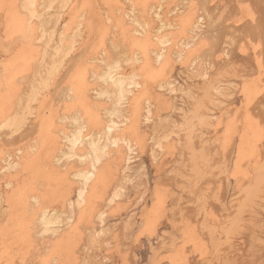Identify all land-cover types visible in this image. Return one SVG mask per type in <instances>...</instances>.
Returning a JSON list of instances; mask_svg holds the SVG:
<instances>
[{
    "label": "bare ground",
    "instance_id": "1",
    "mask_svg": "<svg viewBox=\"0 0 264 264\" xmlns=\"http://www.w3.org/2000/svg\"><path fill=\"white\" fill-rule=\"evenodd\" d=\"M102 1H103V3H106V1H104V0H0V20L7 23L9 19H10V21L12 20L10 18V16L12 15L11 17H13L14 18L13 20L16 21V26L14 25L15 27L12 28L15 30L14 41H11V42H9V41L4 42L3 41L2 42L3 44L0 43V45H2V47L0 48V160H1L0 177H2V176L4 177V175L6 176V174L9 171H11L10 178H8L9 181L6 179L2 180L0 178V245L1 246H3V245L8 246L9 243H15V242H18V240H24V241H26L25 244H27V246H28V243H30V244L33 242L39 243V242L45 241V240L50 242V241L57 239V238H58L57 240H61L60 242H62L64 239L65 240L68 239L67 241H70L71 243H74V244L76 242H82V244L85 243V245H86V243L88 244L90 242L93 244L94 243L99 244V241H98L99 238L97 239V234L102 233L101 232L102 229H100L99 231H94L95 230L94 229L93 230L94 234H92V233H88L87 231H85L81 227H72L71 225L76 224L73 222V217H74V214L72 212V207H73L72 204L73 203L67 202L68 203V209L62 210L59 207V206H61V204H59L57 206L55 203L57 200L56 199L57 193H58V191L62 190L64 195L66 194V192L68 194L70 189L68 188L69 190H67L65 188L66 185H64V183H67V186L72 185L71 182H73L75 180L78 183V185L76 184L78 186L77 190H76L77 199L79 198V200L83 201L86 198V194H87L86 192L88 191V193H92L90 191V189L95 187V186H93L92 188L90 187L91 186L90 182L92 180L94 172L96 170L100 169L99 170L100 172L98 171V173L101 174V172H102V175H103V173L108 172L107 174L110 173L114 177L115 173L116 172L119 173V171L117 168L111 167L110 163L112 161L109 157L110 156L115 157L113 151L117 148H120V147L122 148V150L126 148L129 150L127 152H131L132 149L134 148L133 144L135 143V140H138L140 137V136H138L139 134L135 135L136 139H134V142L132 144L131 143L132 140L130 139L131 141H129V139L127 137V135H129L130 132L128 133V131H126V133H128L126 135V137H127L126 138V137L122 136V133L120 134L119 132H117L118 129L120 130V132H122L125 130H129L130 127H132L135 131L136 127L139 128V126L141 124L150 125L149 123L154 121V125L155 124L163 125V123H165V121H167L166 120L167 117L164 118L165 116H163V119H162L161 116L158 117L156 115L154 103H152L150 101L152 99H148L150 97V95L146 96V98L147 97L148 98H147V100H145L146 103L144 102L145 103L144 105L141 103V101L138 98H140V96L143 95V93L145 94L148 90L151 91L150 87H152L153 86L152 83H155V82L150 81L149 76L153 75V72L156 71L158 64L161 65V63H167V62L171 63L173 59L176 60V58L183 57L184 54L186 55L185 52L187 49L188 54L186 56L189 57L188 64H190V68H191V65L198 64V61H200L199 59H201V61L208 59V61L210 63H213L215 65L218 64L216 68L214 67V69H213L214 74H212V75H215L217 78L216 82H217L218 86H216V90H219L218 93H219L220 97H226L231 102L234 94H237V93H234L235 92L234 90L236 89L235 87H236L238 81H239V86H241L242 91H244V93H245L243 95L242 94H240V95L243 97L244 96L246 97L245 107L243 105L244 108L238 107V105H236V102L234 103L232 101L230 103L229 109H228V106H224V108H223L222 106L216 105L217 107L210 108L208 110L210 112L212 111L213 112L212 115L216 116V118H217V129H218V131H221L220 126L222 124H225V127L222 130L224 132L223 133L219 132L218 137L222 136L224 138L225 142H223V144L226 147V149L231 148V146H233L236 138H239L238 142L236 143L237 144L236 146H238L237 147L238 148V150H237L238 155H237V159L235 162V169H236V173L238 174V176L235 174V171H234L233 175L235 177V188H234L233 197L230 201L231 203L229 205V210L226 207H224L225 210H223L221 208L222 206H220L219 210L216 212L217 215H214V219L212 220V222L209 221L210 219L207 220L208 218H206V217H208V216L206 214H204V211H205L204 206H203L202 202H200V199L197 195H196L197 197L195 198V203H194L193 207L190 209H187V211L201 216L200 222L198 221L195 229H192V231L196 232L194 234L198 233V237H195V238H198L197 247L199 249L198 250L199 252H198L194 248L196 253L197 252L199 253V255H198L199 259L197 262H194V263H196V264H264V0H239V2L237 0H196V1L193 0L194 2L191 0L193 2V5H190L191 4V1H190V4H189V7L191 6V8H189L190 10H188V11L186 10L187 12L183 15V16H188V17H186V18L184 17V21L182 19L183 25L181 24L182 26L180 25V28L177 29L176 33L174 34L176 36L177 35L180 36L179 41H178V43H176L177 44L176 46L173 44L174 46L169 47V48H165V47L158 48L157 47L156 42L154 41V39L157 37V35L153 34V31H155V30H152V32L145 31V29L147 30L146 25H145L146 26L145 29L143 26L140 27L139 29H138V27L133 29L131 27V25H128V20H132L133 22L137 23L138 26L141 25V23L139 22L140 17H138L139 18L138 19L136 17L137 14H135L138 10L137 11L135 10V6H133V4L131 5V7H129L127 5V7H126L127 9L124 8L121 11L114 10V8L119 7L121 5H124V4H126V2L128 4V1H130V0H109L108 1L109 6H106L105 8L111 9V10L113 9V10L110 13L105 12V13L101 14L98 11V9H95V8H97V7H95V5H97L99 2L102 4ZM141 1H142L141 3H143V5L145 6L143 8L145 13H148L147 10L149 7L151 10L154 9V13H155L156 17L161 16V12H160L161 6H158L157 10H156L155 9L156 7L154 6L155 0H141ZM187 1L188 0H184V4ZM229 3L230 4L234 3V4H236V6L243 4L246 6L247 11L245 9L244 10L248 14H249L248 10L250 11V14H249L250 15V17H249L250 21L248 23H245L242 21L243 22L242 24H244L245 28H243L244 31L240 32L239 34L236 32H233V30L236 28L233 24H232L233 30H231L230 27H232V26H230L231 24L229 23L230 19L227 22H223L222 21L223 19L222 20L220 19L221 13H223V11H224L225 4H226V7L227 6L229 7V5H230ZM237 3H239V4H237ZM171 4H172V1H171ZM173 4L176 5L177 2H176V4L175 3H173ZM178 4L180 5V3H178ZM187 4H185V5L188 6ZM5 6H7V8H5ZM236 6L234 8H236ZM230 7L232 8L231 5H230ZM237 7H240V6H237ZM165 8H166V6L164 7V9ZM185 8H187V7H185ZM185 8L183 10H185ZM6 9H7V11H6ZM168 9H169V7H168ZM168 9H167V11H168ZM170 9H171V7H170ZM180 9H179V6L176 5L172 8L171 12L175 14ZM239 9L243 10L241 8H238V10ZM235 10H237V9H235ZM235 10L233 11V14H229V15H232V16H230V18L233 17V15L235 14L234 13ZM91 11L94 14L91 13ZM64 12H69L67 14L68 16H66V17H69V19H70L69 23L66 25V27H65V24L67 22L63 21V23H62L61 20L63 18L60 19V17H61L60 15L65 16L66 13L63 14ZM164 13H165V11H164ZM230 13H231V11H230ZM239 13H237V14H239ZM179 14H181V13L179 12ZM179 14L175 15V16H180ZM248 14H247V16H248ZM140 16H141V14H140ZM183 16H181V18ZM225 16L227 17V14ZM239 16L240 15H238V17ZM171 17H172V15H171ZM226 17H225V19H228ZM242 17H245L244 13H243ZM116 18H117V20H116ZM178 19L179 18L176 17V20H178ZM219 19L222 21L220 25L217 24V21ZM110 20H113L114 22L116 21V24L118 26H120L119 37H120V35L122 37H120L121 39H120L119 43L113 42L110 47H107V43L104 41L108 37V34L109 33L111 34V32L113 30V29L112 30L110 29ZM145 20H146V18H145ZM234 21H235V23H237L238 20H234ZM231 22H233V21H231ZM151 23H152V20H151ZM159 23H161V22H159ZM206 23L207 24L209 23L210 27H208V28H212L213 30H215L213 32H216L217 35H213L212 38L210 39L209 38L210 35H209V37H207L206 35L211 34V33H208L206 35L204 34L206 37L204 36V37L200 38L198 41H196L195 38L197 37V35L200 34L199 32L203 29V27L206 25ZM14 24H15V22H14ZM179 24L180 23H178V25ZM7 25L5 27H7ZM170 25L172 26L173 23H171V22L170 23H162L157 28V31H160L161 29L168 27ZM60 27H63V28L61 29ZM0 28H3V27H0ZM58 28L60 29V32L58 31ZM65 28L67 30H65ZM93 28L97 29L99 32L98 34L101 35V38L99 37L101 45L98 43V41L96 43L101 46L102 50H100V52L99 51L96 52L98 49L97 48V49H95L96 54H94L92 56L88 55V58L85 57L84 59H81L83 57L79 56L80 55V53H79L80 52V50H79L80 43H78L79 44L78 45L79 47L77 46L78 49H75L76 48L75 46L77 44L76 45L74 44L75 41H74L73 37L81 36V35H85V34H86V36H90V35H92ZM215 28H218V30ZM12 29L10 27L9 30L11 32L7 30L8 31L7 33L8 34H9V32L13 33ZM171 29H173V28L171 27ZM171 29L169 28V30H171ZM187 29H191L192 31H195L196 35L195 36L190 35V37L188 35H186ZM206 30H208V29H206ZM162 32H163V30H162ZM4 33H5V31H4ZM57 33L59 34V36H58L59 38L55 37V36H57ZM168 34H169V32H168ZM213 34H215V33H213ZM69 35H71L70 43L67 40ZM165 35H167V34H165ZM193 35H194V33H193ZM1 37H5L2 33V30H0V38ZM11 38H12V34H11ZM83 38H85V37H83ZM173 39H171L170 41L173 42ZM78 40L80 41L81 38L80 39L77 38L76 42H78ZM95 40H98V39H95ZM71 41H72V43H71ZM83 41L81 40V45H82ZM161 41L163 43L165 42L164 40H161ZM33 42L40 43V44L39 45H33L32 44ZM174 42H176V41H174ZM94 43L92 42V44H94ZM84 44H86V43H84ZM92 44H91V48L89 47L90 48L89 50L91 52V49H93L92 51L94 53V46L96 44H94V45H92ZM160 44H161V42H160ZM13 45H21L20 51L17 50L19 52L18 54H21V58L19 61L16 59H18V57L20 55L15 53L16 57L18 56L17 58L14 55L13 56L10 55L11 53L15 52L14 51L15 46H13ZM98 45H96V46L98 47ZM82 46H84V45H82ZM189 46H192V47H189ZM127 48L131 51V53H130V51L126 52ZM86 49L87 48H85L84 53L88 52V50L86 51ZM78 50H79V52H78ZM223 52L227 53V54H231L232 60H234L235 62H232L231 60L230 61L232 62V64L233 63L234 64L239 63V66L235 65L236 67H234V68L232 67L231 69L228 66H226V67H228L226 69L224 64H226L227 61H226V59L224 60L226 62L223 61V59H224V57H222ZM87 54H86V56H87ZM224 55H226V54H224ZM7 56H9V57H7ZM228 56H227V58H228ZM2 57H4V58H2ZM174 57H176V58H174ZM2 59L3 60L5 59V61H3ZM181 61H183V60H181ZM186 61L187 60H185L184 62H186ZM17 62H19V63H17ZM129 63H132V66H130ZM186 63H185V65H187ZM202 63H203V61H202ZM125 64L127 66L129 65L130 67H132V71H129V70H131V68L129 69L127 67L129 70L124 68ZM174 64H176V63H174ZM174 64L172 63V65L171 64L170 65L173 66ZM212 65H211V68H212ZM138 67L141 68V70L136 69ZM175 67H173V68H175ZM204 68L205 67H203V69ZM188 69H189V67H188ZM168 70H169V68H168ZM179 70H181V69H179ZM201 70H202V68H201ZM201 70L199 69V71H201ZM170 71H172V69ZM170 71H168V72H170ZM225 71H227L228 74ZM168 72H167V74H168ZM188 72H187V74H189ZM207 72H205V73H207ZM223 72H225V73H223ZM201 73H204V71L203 72L201 71ZM201 73H199V74H201ZM224 74H226V75H224ZM65 75H67L68 81H69L66 85H64L62 83L63 80H61V77L65 76ZM142 75L145 77L144 80L142 78ZM163 75L167 76L166 74H163ZM186 75H184V76H186ZM190 75L191 74H189V76ZM192 76H194V75H192ZM215 76H214V79H216ZM168 77H170V76L168 75ZM180 77H182V76H180ZM146 79H149L148 81H150V82H147ZM183 79L184 78H182L181 82H183L184 80H190L189 78L188 79L186 78L184 80ZM200 79L202 80L203 78L200 77ZM159 80H162V79H159ZM204 80L207 81L206 79H204ZM168 81H170V80H167V82ZM191 81H192V79H191ZM174 82H176V80ZM194 82L192 81L190 83L193 84ZM200 82H202V81H200ZM171 83H173V82H171ZM184 83H185V81H184ZM184 83H183V85H184ZM190 83L188 84V82H187L186 84H188V87L191 89ZM11 84L14 86L16 91H12L10 89ZM157 84H158V82H157ZM195 84H193V85L196 87L199 86V85L197 86V82ZM202 84H204V83L202 82ZM183 85H181V86H183ZM200 85H201V83H200ZM163 86H165V84ZM168 86L170 87V85H168ZM181 86H179V87H181ZM158 87H159V85H158ZM177 87H178V85H177ZM188 87H187V89H188ZM193 87H192V89H193ZM201 87H203V86H201ZM155 88L156 87H154V89ZM178 88H176V89L178 90ZM184 88H186V87H184ZM168 89H170V88H168ZM197 89H195V90L198 91ZM212 90H214V89H212ZM196 91H194V93L193 92L192 93L195 94ZM200 91L202 92V90L198 91V93H197L198 96L200 95L199 93H201ZM152 92H153V90H152ZM167 93H168V90H167ZM203 93H205V92H203ZM214 93L215 92L213 91V94ZM151 94H153V93H151ZM157 94H159V95L157 97L155 96V98H158L156 100L160 102L159 103L160 110L162 109L163 111H168L171 115V113L173 111L170 112L169 108H167V105H165L162 100H159V98H160L159 96H161L162 93L160 94V91H159V93H157ZM169 94H171V93H169ZM174 95H175V98H174L175 100L173 99L174 101L177 102V100L181 99L180 105H182V106L187 105L186 104L187 102L182 101L184 96L187 97V94H185L184 90H180ZM153 96H154V94H153ZM143 97H144V95H143ZM161 97L163 98V96H161ZM202 97H200V99ZM204 97H205V95H204ZM208 97H209V95H208ZM208 97H206V98H208ZM146 98H144V99H146ZM150 98H153V97H150ZM167 98H169V97L167 96L165 99H167ZM227 99H226V101L228 102ZM244 100H245V98H244ZM222 101H224V100H222ZM206 102L207 101H205V103ZM213 102H215V101H213ZM129 103L131 104V106ZM210 103H211V100H210ZM210 103L208 101V104H210ZM241 103H242V101H241ZM45 108L46 109L49 108V114L48 115H46L44 113ZM80 109H82V110L84 109V112H86V110H87L88 115L87 114H84V115H86V117L89 116V118L91 115L92 119H89V118L88 119L92 120V122H94V123H98L99 125H101V127H98V126H96V124L92 123V124H94V126H93L94 128L92 129L90 127L92 130L89 131L88 130L89 125L85 122V120H84L85 117H82L83 114H81ZM227 109H228V111H227ZM186 111H185L186 112L185 115H187V113L189 115L190 110H186ZM160 112H159V114H160ZM128 113H130L129 115H131L132 119L130 118V116H128ZM34 116H36L37 118H34ZM169 117H171V116H169ZM105 121H106V123L104 125L103 122H105ZM36 122H38V124H36ZM167 122H169V121H167ZM174 123H173L172 127L176 126V125L174 126ZM170 124H172V123L170 122ZM163 126H165V125H163ZM168 126L170 127L171 125L168 124ZM157 127H159V126H156V127L154 126V128H157ZM162 129L164 130L165 128L162 127ZM151 130H153V129H151ZM166 130H167V127H166ZM168 131H170V130H168ZM139 132H140V130H139ZM147 132L149 134V131H147ZM35 133H38V134H35ZM28 134L37 135V140H36L35 144L33 143V145L30 144L28 147H26L25 145H27V144L24 143V141H26V139L24 140V137H26ZM154 134H155V132H154ZM11 136L14 137L13 140H10ZM137 136H138V139H137ZM144 136H146V135H144ZM28 137H30V141H32L31 139H34V135L28 136ZM130 138H132V137H130ZM154 139H155V137H154ZM162 139H163V137H162ZM164 140H167V139L165 138ZM149 141L151 142V140H149ZM154 142H155V144H158L156 142V139L154 140ZM138 143H139V141H137V144ZM11 144H13V145L10 146ZM155 147H156V145H155ZM139 148L141 149L142 146L140 147V145H139ZM148 148H149V146H148ZM11 150H14L12 152H15V153H12ZM156 151H157V149H156ZM112 152H113V154H112ZM229 152H230V150H229ZM135 153H137V152L135 151ZM142 153H144V152H142ZM115 154L117 155V152H115ZM130 154L127 155V159L129 162L131 160ZM154 154H156V153H154ZM236 154H237V152H236ZM14 156H19L18 157L19 159L17 157H14ZM9 157H11V159H9ZM232 157H233V155H232ZM138 158L139 157H137V159ZM116 159H117V156H116ZM87 162H88V165H90L89 167L85 166V164L87 165ZM154 162H155V160H154ZM181 162H183V161H181ZM150 163H152V161ZM225 163H227V162H225ZM120 164L122 165L121 162H120ZM127 164H128V162H127ZM127 164L125 166H127ZM156 164H154V165H156ZM56 165H59V167L62 168L61 171L64 169V173L60 172V173H62V174H60L57 171L59 168L57 167L58 168L57 169ZM114 165H116V164L113 163V166ZM182 167H184V166H182ZM121 168L122 167H120V170L122 173V171H124V168H122V169ZM156 168H154V170ZM66 169H69V176L67 174H65ZM132 169H134V168H132ZM143 169L144 168H142V171H143ZM200 169H202V167ZM125 170H128V169H125ZM154 170H153V172H154ZM184 170H186V169L184 168ZM193 170H195V169L193 168ZM211 170H212V168H211ZM157 171H159V170H157ZM180 171H182V170H180ZM216 171L222 172V169L217 168ZM66 173H68V172H66ZM123 173H125V172H123ZM139 173H144V176L146 175L145 172L140 171ZM196 174H198V173H196ZM196 174H194V175H196ZM225 174L226 173H224L223 175H225ZM155 175H157V174H155ZM173 175L176 176V172ZM205 175H207V174H205ZM211 175H213V174H211ZM97 176L99 177V175H96V177ZM163 176H164V174H163ZM178 176L179 175L176 176V180H177ZM113 177L109 176V178H111V179ZM101 178H102V176H101ZM104 178H105V176H104ZM106 178H107V176H106ZM121 178H123V177L121 176ZM126 178L124 180H126ZM134 178L130 177V179H132V180ZM136 178L138 179V177H136ZM136 178H135V180H137ZM186 178H188V177H185V179ZM105 179H103V180L105 181ZM115 179H116V181H114V180L113 181L117 182V184L115 183V185H113V186H116V188H115L116 190L114 189V187H111V188H113L114 191L116 192V194H114V195L122 196L123 194H125V192L123 190L126 189V188L124 189V186H125L124 183L126 181H124V180L121 181V183L123 182V185H124L123 186V185H120V183H118L119 182L118 179H120V177L118 179L117 178H115ZM180 179H181V177H180ZM194 179H195V177H194ZM95 180H94V183H95ZM106 181H108V180L106 179ZM183 181H185L184 178H183ZM191 181H192V179H191ZM100 182L103 183V181H99V184H100ZM222 182H223V180H222ZM130 183H131V181H130ZM134 183H135V181H134ZM193 183H195V182H193ZM177 184H179V183H177ZM76 185H74V186H76ZM106 185L107 184L103 183V186L105 188H106ZM129 185L131 186V184H129ZM142 185H139V186H142ZM160 185H163V184L159 183L158 186H160ZM165 185L168 187V184L165 183ZM219 185H220V183H219ZM100 186H102V185L100 184L99 187ZM135 186L137 187V184ZM148 186H149V183H148ZM148 186H146V187H148ZM155 186H156V183H155ZM158 186H157V188L160 189V187H158ZM169 186H171V185H169ZM194 186H193V188H194ZM204 186H206V185H204ZM232 186H234V185L232 184ZM88 187H90L89 190H87ZM96 187L98 188V185ZM136 187L133 186V188H135V189H136ZM199 187L198 188L195 187V188L199 190ZM226 188H227V186H226ZM143 189H146V188H143ZM143 189H142V191H143ZM154 189H153V191H154ZM172 189H176V188H172ZM98 190L100 191L101 188H99ZM126 190H128V189H126ZM182 190L183 189H181V192H182ZM188 190H190V189H188ZM193 190H195V189H193ZM198 190H195V191L198 192ZM105 191L106 190L103 191L104 194L106 193ZM114 191H112V192H114ZM138 191H136V192H138ZM226 191H227V189H226ZM96 192H98V191H96ZM103 192H101L100 194H103ZM177 192H178V190H177ZM95 193L93 192V194H95ZM109 193H111V192L109 191ZM142 193L145 196V192H142ZM157 193H159V190ZM209 193H211V191ZM111 194H113V193H111ZM185 194H187V192ZM196 194H198V193H196ZM212 194H215V193H212ZM190 195H192L191 191H190ZM207 195H208V193H207ZM134 196L136 197V199H140V197H138V195L137 196L134 195ZM140 196H142V195H140ZM87 197L90 198L92 196L88 195ZM98 197H100V196H98ZM194 197H195V195L193 196V198ZM60 198H62V197H60ZM63 198H62V200H63ZM115 198H116V196H115ZM147 198H148V196H147ZM176 198H178V197L176 196ZM219 198H221V197H219ZM111 199H112V197H110V200ZM119 199H121V198L119 197ZM94 200H97V198H95ZM99 200H101V199H99ZM99 200H97V203L100 202ZM104 200H106V199H104ZM107 200H106V202H107ZM126 200H125V203H126ZM158 200H159V198H158ZM224 200H226V199H224ZM71 201H73V200H71ZM111 202H112V200H111ZM171 202H169V203H171ZM179 202L182 203V201H180V200H179ZM58 203H61V199H60V202H58ZM131 203L132 202H130V204ZM133 203H134V201H133ZM169 203L167 202V205ZM215 203H217V202H215ZM99 204H103V202L99 203ZM106 204L108 206L109 201ZM146 204H147V202H146ZM78 205H79V203L76 204V207ZM103 205L106 208L105 204H103ZM111 205H112V203H111ZM141 205H142V203H141ZM92 206H93V203H92ZM157 206H159V205L157 204ZM76 207H75V209H78ZM87 207L88 206H86V209L88 210ZM124 207H125V205H124ZM128 207L130 208V205H128ZM147 207H151V206H147ZM168 207H172V206L170 205ZM206 207H207V205H206ZM109 208H111V207H109ZM179 208L180 207H178L176 209H179ZM151 209H152V207H151ZM91 210H92V208H91ZM103 210H102V212L106 211V210H104V211ZM127 210H129V209H127ZM146 210H148V209H146ZM75 211L77 212V210H75ZM121 211H123V210H121ZM169 211H170V209H169ZM94 212H96V211H94ZM145 212H148V211H144V213ZM164 212L165 211L163 210V212H161V213L163 214ZM175 212H176V210H174V213ZM111 213H113V212H111ZM149 213H151V212L149 211ZM171 213L173 214V212H171ZM126 214H127V212H126ZM145 214H148V213H145ZM108 216H110V215H108ZM173 216H174V214H173ZM173 216H171V218ZM75 217H76V215H75ZM120 217H119V220H120ZM128 217H130V216H128ZM143 217L144 216H142L141 218H143ZM180 217H179V219H180ZM105 218H106V215H105ZM122 218H124V217H122ZM97 219H100V222H101L102 213L99 212V217ZM156 219H158V218H156ZM179 219H177V220H179ZM95 220H96V218H95ZM117 220H118V217H117ZM126 220H127V218H126ZM131 220H132V218H131ZM144 220H142V221H144ZM177 220H176V222H177ZM118 221H117V223H118ZM170 221H172V220H170ZM86 223H87V221H86ZM147 223L149 224V222H147ZM105 224H103V226ZM114 224H116V223H114ZM118 224H116V225H118ZM106 225H108V223ZM123 225H125V224H123ZM133 225H135V224H133ZM160 225L161 224L159 223V226ZM108 226H111V225H108ZM153 226H154V224H153ZM121 227H123V226H121ZM121 227H120V229H121ZM98 228H99V222H98ZM107 228L108 227L106 226V230H107ZM113 229L115 230V228H113ZM149 229H150V227H149ZM112 230L110 229L108 231H112ZM125 230H127V229H125ZM128 230H130V229H128ZM135 232H138V231L135 230ZM142 232H144V230ZM179 232H180V230H179ZM167 233H169V232H167ZM139 235H140V233H139ZM150 235H152V234L150 233ZM112 236H113V234H112ZM128 236H131V235H128ZM188 237H190V236H188ZM150 238H152V237H150ZM125 239H127V238H125ZM131 239H134L133 236ZM157 239L158 238H156V240ZM163 240L164 239H162L161 242H164ZM184 240H185V238H184ZM24 241L22 242L23 244H24ZM74 241H76V242H74ZM102 241H104V240H102ZM112 241H114V240H111V242ZM150 242H148L147 245ZM143 243L144 242H142L141 244H143ZM158 243H160V242H158ZM23 244L21 245L19 243V246L21 245L20 247H22V248H18V251L25 249L26 245L23 246ZM102 244H105V243L102 242ZM185 244H187V242ZM9 245L12 246L13 244H9ZM46 245H48V244H46ZM68 245L69 244H67V246ZM140 245H139V247H140ZM147 245L145 244V246H147ZM166 245H168V243ZM31 246H33V245H30V247ZM67 246H66V248H64V246H62L63 249L60 248L61 251H63L64 249H66V251H68ZM81 246L82 245H80V247ZM111 246H112V244H111ZM133 246H134V244H133ZM160 246L163 247V245H160ZM160 246H158V248H160ZM30 247H29V249H30ZM83 247L85 248L84 245H83ZM87 247H89V246H87ZM98 247H100V245ZM169 247H170V245H169ZM47 248H48V246H47ZM68 248H70V247L68 246ZM75 248H77V246H75ZM75 248H73V249H75ZM8 249H11V247ZM70 249L71 250H69V251H72V248H70ZM103 249H105V247H103ZM147 249H146V251H147ZM164 249H165V247H164ZM167 249H168V247H167ZM76 250L79 251L78 249H76ZM76 250L75 251L73 250V251L76 253L77 252ZM124 250H126V249H124ZM59 251H58V253H59ZM66 251L64 250V252H66ZM69 251L66 252V253H68V255L64 252H63L64 255L62 254V256L59 254V256L62 257V258H60V261H61V259H66L64 261L69 263V260L72 259L71 258L72 255L69 256V254H70ZM82 251L80 250L79 253ZM94 251L95 250H93L92 253ZM150 251L151 250H149V253L152 254L151 256H153V252H150ZM2 252H4L3 248H2ZM2 252H0V253L2 254ZM74 252H72V253H74ZM96 252H98V251H96ZM101 252H103V251L101 250ZM106 252L108 253V251H106ZM172 252H173V250H172ZM17 253H19V252H17ZM26 253L30 254V256H33V257H35V255L37 254L36 252L32 253L31 249H30V251H27ZM50 253L52 254L51 251H50ZM79 253H77V254L79 255ZM113 253L116 255L115 252H113ZM155 253H157V252H155ZM161 253H162V251H161ZM65 254H66V256H65ZM110 254H111V252H110ZM98 255L99 254H97L96 256H98ZM109 255H108V257H109ZM135 255H137V254L135 253ZM166 255H165V257H166ZM194 255L196 256V254H194ZM2 256H4V255H1L0 259L2 258ZM67 256H69L70 259L67 258ZM88 256H89V254H88ZM139 256H141V255H139ZM55 257H57V255ZM77 257H75V258H77ZM104 257H105V254H103V258ZM114 257H117V255ZM138 257H135V258L138 259ZM5 258L7 259V257H5ZM35 258H38V257H35ZM49 258H50V256H49ZM73 258H74V256H73ZM78 258H80V257H78ZM147 258L149 259V256ZM152 258H154V257H151V261H153ZM15 259H16V257H15ZM21 259H23V258H21ZM53 259H54V256H53ZM67 259H68V261H67ZM148 259H147V262H148ZM180 259H181V256H180ZM81 260H82V258H81ZM114 260H115V258H114ZM140 260L141 259L137 260V262H139ZM191 260L192 259H190V258H185V259H183V261H184L183 262L182 259L181 260L177 259V261H175V264H190L189 261H191ZM44 261H46V259ZM106 261L108 262V259ZM125 261H126V258H121V263H119V264H125ZM132 261H134V260H132ZM39 262H40V260H39ZM6 263H7V261H6ZM42 263L44 264V262H42ZM98 263H100V262H98ZM103 263H105V262H103ZM145 263H146V261H145ZM145 263L143 262V264H145ZM7 264H9V262ZM51 264H53V262ZM58 264H60V263H58ZM75 264H76V261H75ZM79 264H81V263L79 262ZM90 264H91V262H90ZM141 264H142V262H141ZM146 264H148V263H146ZM164 264H165V262H164ZM191 264H193V263H191Z\"/></svg>",
    "mask_w": 264,
    "mask_h": 264
},
{
    "label": "rangeland",
    "instance_id": "2",
    "mask_svg": "<svg viewBox=\"0 0 264 264\" xmlns=\"http://www.w3.org/2000/svg\"><path fill=\"white\" fill-rule=\"evenodd\" d=\"M104 1H106V3H103V1H102V4L99 2L97 5H95V7H97V8H95V9H98V11L101 13V14H103V13H105V12H108V13H110L112 10L111 9H106L105 7L106 6H109L108 5V1L109 0H104ZM171 1H172V4H171ZM155 0V2H154V6L156 7L155 9L157 10V7L158 6H161V9H160V12H161V16L160 17H156V15H155V13H154V9H150L149 7H148V13H145L144 12V5H143V3H141L142 1L141 0H130V1H128V4H127V2H126V4H124V5H121V6H119V7H116V8H114V10H117V11H121L122 9H124V8H126L127 7V5L129 6V7H131V5L133 4V6H135V10L137 11H135L136 13L135 14H137L136 15V17L138 18V17H140V23H141V25L140 26H138L137 25V23H135V22H133L132 20H128V25H131V27L133 28V29H135L136 27H138V29L140 28V27H144V29H145V27L147 28V30L145 29V31H149V32H152V30H155V31H153V34H155V35H157V37L154 39V41L156 42V45H157V47L158 48H162V47H165V48H169V47H172V46H176L177 44L176 43H178V41H179V35H174L175 33H176V30L177 29H179L180 28V25L182 24L183 25V23H182V19H183V21H184V17L186 18V17H188V16H183L188 10H190L189 8H191V6L189 7V4H190V1L191 0H188L185 4H187L188 6H186L185 4H184V0ZM193 1V0H192ZM191 1V4L190 5H193V2L194 1H196V0H194L193 2ZM238 2H239V0H237ZM168 2V3H167ZM176 2H177V4H176ZM165 3V4H164ZM173 3H175L176 5H178L179 6V9L180 10H178V12L177 13H172L171 12V10H172V8L174 7V6H176V5H174ZM178 3H180V5L178 4ZM157 4V5H156ZM159 4V5H158ZM164 4V5H163ZM167 4V5H166ZM182 4V5H181ZM230 4V3H229ZM237 4H239V3H237ZM228 5V4H227ZM230 5L232 6V8L230 7ZM229 5V7L227 6L226 7V4H225V8H224V11H223V13H221V17H220V19L223 21V22H227L229 19L231 20V21H233V22H231L230 20H229V23L231 24L230 26H232V24L236 27H234L235 29L233 30V26L232 27H230L231 28V30H233V32H236V33H240V32H243L244 30H243V28H245L244 27V24H242L243 22H245V23H248L250 20H249V17H250V11L248 10V12H249V14L246 12L247 10H246V6L245 5H243V4H240V5H237V6H240V7H237L236 6V4H234V3H232V4H230ZM236 6V8H234L235 6ZM166 6V8L164 9V7ZM168 7H169V9H168ZM170 7H171V9H170ZM185 7H187V8H185ZM5 8H7V6H5ZM185 8V10H183ZM229 8V9H228ZM238 8H241V9H243V10H238ZM127 9V8H126ZM163 9V10H162ZM167 9H168V11H167ZM228 9V10H227ZM235 9H237V10H235ZM246 11H245V10ZM170 10V11H169ZM187 10V11H186ZM231 11V13H230V11ZM235 10V14L233 15V17H231L230 18V16H232V15H229V14H233V11ZM6 11H7V9H6ZM164 11H165V13H164ZM185 11V12H184ZM98 12V13H99ZM179 12L181 13V14H179ZM240 12V13H239ZM242 12V13H241ZM66 13V14H65ZM69 12H64L63 14H65V16L64 15H60L61 17H60V19L61 18H63L62 20H61V22L63 23V21H66L67 23L65 24V27H66V25L69 23V17H66V16H68L67 14H68ZM91 13H93L92 11H91ZM141 14V16H140V14ZM227 14V17L225 16L226 14ZM237 13H239V14H237ZM243 13H244V15H245V17H242V15H243ZM94 14V13H93ZM180 15V16H175V15ZM247 14H248V16H247ZM170 15V16H169ZM171 15H172V17H171ZM238 15H240L239 17H238ZM12 16V15H11ZM10 16V18L12 19L11 21H10V19L8 20V22L7 23H5V22H3L2 20H0V27H3V28H0V30H2V33H3V35L6 37H1L0 39V43L1 44H3L2 42L4 41H9V42H11V41H14V32H15V30L14 29H12L13 27H15L16 26V21H14L13 19V17H11ZM181 16H183L182 18H181ZM247 16V17H246ZM66 17V18H65ZM169 17V18H168ZM176 17H178L179 19L178 20H176ZM225 17L226 18H228V19H225ZM238 17V18H237ZM145 18H146V20H145ZM235 18V19H234ZM242 18V19H241ZM65 19V20H64ZM139 19V18H138ZM218 20L217 21V24H221V20ZM115 20V19H114ZM116 20H117V18H116ZM151 20H152V23H151ZM180 20V21H179ZM234 20H238L237 21V23H235V21ZM15 22V24H14V22ZM179 21V22H178ZM243 21V22H242ZM145 22V23H144ZM159 22H161V23H159ZM173 23V25L171 26H168V27H165V28H163V29H161L160 31H157V28L159 27V25H161L162 23ZM178 23H180L179 25H178ZM235 23V24H234ZM239 23V24H238ZM8 24V25H7ZM144 24V25H143ZM7 25V27H5ZM15 25V26H14ZM146 25V26H145ZM181 25V26H182ZM209 25V23L207 24L206 23V25L203 27V29L199 32L200 34L199 35H197V37L195 38L196 39V41H198L200 38H202V37H204L206 34H208V33H211V34H208V35H206L207 37H209V35H210V39L212 38V36L213 35H217L216 34V32H213V31H215V30H213L212 28H208V27H210V25ZM11 27V29H12V32L13 33H10L11 31L9 30L10 29V27ZM69 26V25H68ZM114 26V27H113ZM151 26V27H150ZM154 26V27H153ZM156 27V28H155ZM171 27L173 28V29H171ZM178 27V28H177ZM61 29L63 28V27H60ZM169 28L171 29V30H169ZM240 28V29H239ZM242 28V29H241ZM110 29L112 30V32H111V34L109 33L108 34V37L106 38V40L104 41V42H106L107 43V47H110L111 46V44L113 43V42H117V43H119L120 42V37H122L121 35H120V37H119V30H120V26H118L117 24H116V21L114 22L113 20H110ZM109 29V30H110ZM116 29V30H115ZM206 29H210L209 31L208 30H206ZM215 29H217L218 30V28H215ZM10 31L9 32V34L7 33L8 31ZM65 30H67L66 28H65ZM162 30H163V32H162ZM166 30V31H165ZM4 31H5V33H4ZM58 31L60 32V29L58 28ZM58 32V33H59ZM116 32V33H115ZM168 32H169V34H168ZM172 32V33H171ZM215 33V34H213V33ZM57 33V36H55V37H58L59 36V34ZM99 32H98V30L97 29H94L93 28V32H92V35H90V36H86V34L85 35H81V36H75V37H73V39H74V44L76 45L75 47V49H78V43H80V47H79V50H80V52H79V50H78V52L80 53V57L82 56L83 58H81V59H84L85 57H87L88 58V55H94V54H96L95 53V49H97V51L96 52H100V50H102V48H101V42H100V40H99V37L101 38V35H99L98 34ZM114 33V34H113ZM192 33V34H191ZM193 33H194V35H193ZM11 34H12V38H11ZM165 34H167V35H165ZM203 34V35H202ZM205 34V35H204ZM10 37H9V36ZM117 35V36H116ZM173 37H172V36ZM186 35H188L189 37H190V35H192V36H195L196 34H195V31H192L191 29H187V32H186ZM96 36V37H95ZM171 36V37H170ZM205 36V37H206ZM9 37V38H8ZM83 37H85V38H83ZM8 38V39H7ZM11 38V39H10ZM59 38V37H58ZM77 38L78 39H80L81 38V40L83 41L82 42V45H84V46H82L81 45V40L79 41L78 40V42H76L77 41ZM83 38V39H82ZM119 38V39H118ZM174 38V39H173ZM176 38V39H175ZM5 39V40H4ZM95 39H98V40H95ZM171 39H173V42L172 41H170ZM67 40L69 41V43H70V40H71V35H69V37L67 38ZM94 40V41H93ZM161 40H164L165 42L163 43ZM98 41V43L100 44V45H98L96 42ZM161 42V44H160V42ZM174 41H176V42H174ZM88 42V43H87ZM91 42V43H90ZM92 42L94 43V44H96V45H98V47L95 45L94 46V53H93V49H91V52H90V48H91V44H92ZM18 43V42H17ZM71 43H72V41H71ZM84 43H86V44H84ZM33 45H39L40 43H36V42H33L32 43ZM94 44H92V45H94ZM110 44V45H109ZM163 44V45H162ZM174 44V45H173ZM86 45V46H85ZM168 45V46H167ZM13 46H15V49H14V53H11L10 55H14L15 57H16V55H15V53L16 54H18L19 52L18 51H20V46L21 45H13ZM78 46V47H77ZM2 47V45H0V48ZM90 47V48H89ZM189 47H192V46H189ZM85 48H87L86 49V51L88 50V54L87 53H84L85 52ZM93 48V47H92ZM100 48V49H99ZM128 49V48H127ZM126 49V52L128 51H130L129 49L127 50ZM18 50V51H17ZM77 51V50H76ZM90 52V53H89ZM130 53H131V51H130ZM133 53V52H132ZM186 55L188 54L187 53V49H186ZM84 54V55H83ZM86 54H87V56H86ZM224 54H226V55H224ZM18 55H20L19 57H18V59H16V60H20V58H21V54H18ZM75 55V54H74ZM185 55V54H184ZM183 55V57H181V58H176V57H174V58H176V60L175 59H173L172 60V62L171 63H161V65H159L158 64V67L156 68V71H154L153 72V75L152 76H149V79H150V81H154L155 83H152V87H150V89H151V91L150 90H148L145 94L143 93V95H144V97H143V95H141L140 96V98H138L140 101H141V103L144 105L145 103H146V101L145 100H147V98H146V96H149L150 95V97H153V98H148V99H154L153 101L152 100H150L152 103H154V108H155V111H156V115L159 117V116H161V118L163 119V116H165L164 118H166V120L167 121H169V122H167V121H165V123H163V125H167L166 127H167V130H166V127L165 126H163V125H157V124H155L154 125V121H152L151 123H149L150 125H148V124H141L140 126H139V128H137L136 127V129H135V131H134V129L132 128V127H130V129L129 130H125V131H122V132H120V130L118 129L117 130V132H119L120 134L122 133V136L123 137H126V135L129 133V135H127V137H128V139H129V141H131L132 140V144H133V142H134V139H136L135 137V135H138V136H140L139 137V139H138V136H137V139L138 140H135V143L133 144L134 146V148L132 149V151L131 152H127V151H129L128 149H123L122 150V148L120 147V148H117V149H115L113 152H114V155H115V157H113V156H110L109 158L111 159V163H110V165H111V167L112 168H117L118 169V171H119V173H115V176L113 177V175L112 174H107L108 172H106V173H103V175H102V172H101V174L100 173H98V171L100 170V169H98V170H96L95 172H94V174H93V177H92V180H91V182H90V187L92 188L93 186H97L98 185V188L96 187H94V188H92V189H90V187H88L87 188V190H89L90 189V191L92 192V193H88V191L86 192L87 194H86V198L82 201V200H79V198L77 199V196H76V190H77V185H78V183L74 180L73 182H71V184L72 185H68L67 186V183H64V185H66L65 186V188L67 189V190H69V192H68V194H67V192H66V194L64 195V193H63V191L62 190H60V191H58V193H57V196H56V205L58 206L59 204H61V206H59L62 210H67L68 209V203L67 202H72L73 204V207H72V212H73V214H74V217H73V222L74 223H76V224H74V225H71L72 227H81V228H83L85 231H87L88 233H92V234H94V231H99L100 229H102V233H98L97 234V239L99 238V244L98 243H86V245H85V243H83L82 244V242H76V241H74V242H76L75 244L74 243H71L70 241H67L68 239H64L62 242H60L61 240H57V239H54V240H52V241H50V242H48V241H41V242H33V243H28V246L30 247V245H33V246H31L30 247V249L32 250V253H34V252H36L37 254L35 255V257H38V258H35V257H33V256H30V254H28V253H26L27 251H30V249H29V247L27 246V244H25V242L26 241H24V240H18V242H15V243H9V244H13L12 246L11 245H9L8 244V246L7 245H3V246H1L0 245V252H2V248H3V251L6 253H4V252H2V254L0 253V257H1V255H4L5 257H7V259L4 257V256H2V258L0 259V264H7L8 262H9V264H43L42 262H44V264L46 263V264H51L52 262H53V264H58V263H60V264H75V261H76V264H79V262L81 263V264H90V262H91V264H119V263H121V258H126V261H125V264H141V262H142V264H143V262L145 263V261H146V263H148V264H164V262H165V264H175V261H177V259L178 260H181L182 259V261H183V259H185V258H190V259H192L191 261H189V263L191 264V263H193V264H196V263H194V262H197L198 261V259H199V249H198V247H197V240H198V238H195V237H198V233L197 234H194V233H196V232H194V231H192V229H195V227H196V224L198 223V221L200 222V220H201V216L200 215H196L195 213L193 214V213H191V212H189V211H187V209H190V208H192L193 207V205H194V203H195V198L198 196L199 197V199H200V202H202V204H203V206H204V214H206L208 217H206V218H208L207 220H209V221H211L212 222V220L214 219V215H217V211L219 210V207L220 206H222L221 208L223 209V210H225V208L224 207H226L228 210H229V205H230V201H231V199H232V197H233V193H234V188H235V177H234V175H233V172L235 171V174L238 176V174L236 173V169H235V162H236V159H237V155H238V146H236L237 144V142H238V139L239 138H236V140H235V142H234V144H233V146H231V148H227L226 149V147L224 146V144H223V142H225L224 141V138L222 137V136H220V137H218V135H219V132H224V131H222L223 129H224V127H225V124H222L221 126H220V129H221V131H218V129H217V118H216V116H214V115H212L213 114V112L211 111H208L210 108H214V107H217L218 105L219 106H222L223 108H224V106H228V109H229V106H230V103L233 101L234 103L236 102V105H238V107H242V108H244L245 107V105H246V97L244 96H241L240 94H245L244 93V91H242V88H241V86H239V81L237 82V85H236V89L234 90L235 92L234 93H237V94H234V96H233V98H232V101L230 102L226 97H220L219 96V93H218V91L219 90H216V86H218L217 85V82H216V80H217V78H216V76L215 75H212V74H214V71H213V69H214V67L216 68L217 67V65L218 64H213V63H210L209 61H208V59L206 60H202L203 61V63H202V61H201V59H199L200 61H198V64H194V65H191V68H190V64H188V60H189V57L188 56H184ZM229 55V56H228ZM227 56H228V58H227ZM7 57H9V56H7ZM16 57V58H17ZM222 57H224V59H223V61L226 59V61H224V62H226V64H224L225 65V68L227 69L228 67L231 69L232 67L234 68V67H236V66H239V63L237 64V63H233L232 64V62H235L234 60H232V55L231 54H227V53H224L223 52V56ZM2 58H4V57H2ZM185 58V59H184ZM3 60V59H2ZM178 60V61H177ZM181 60H183V61H181ZM185 60H187L186 62H184ZM232 62H231V61ZM3 61H5V59L3 60ZM174 61V62H173ZM180 61V62H179ZM222 61V60H221ZM23 62V61H22ZM200 62V63H199ZM219 62V61H218ZM17 63H19V62H17ZM172 63L174 64V63H176V64H174L173 66H171L172 65ZM181 63V64H180ZM185 63L187 64V65H185ZM130 64V66H132V63H129ZM171 64V65H170ZM213 64V65H212ZM177 65V66H176ZM201 65V66H200ZM211 65H212V68H211ZM215 65V66H214ZM223 65V64H222ZM236 65V66H235ZM125 67L124 68H126L127 70H129L130 68H131V70H129V71H132V67H130L129 65L127 66L126 64L124 65ZM160 66V67H159ZM169 66V67H168ZM176 66V67H175ZM182 66V67H181ZM226 66H228V67H226ZM129 69H128V68ZM169 68V70H168V68ZM173 67H175V68H173ZM188 67H189V69H188ZM194 67V68H193ZM197 67V68H196ZM203 67H205L204 69H203ZM207 67V68H206ZM201 68H202V70H201ZM211 70H210V69ZM136 69H140L141 70V68H136ZM172 69V71H170ZM174 69V70H173ZM179 69H181V70H179ZM194 69V70H193ZM199 69L203 72L204 71V73H201V71H199ZM209 69V70H208ZM229 69V70H230ZM137 70V71H138ZM193 70V71H192ZM198 70V71H197ZM136 71V70H135ZM168 71H170V72H168V74H167V72ZM180 73H179V72ZM189 71V72H188ZM208 71V72H207ZM212 73H211V72ZM160 74H159V73ZM185 72V73H184ZM187 72L189 73V74H191L190 76L192 77H190L189 76V74H187ZM191 72V73H190ZM193 72V73H192ZM205 72H207V73H205ZM226 73H227V71H225ZM225 72H223V73H225ZM229 72V71H228ZM166 74L167 76H164L163 74ZM184 73V74H183ZM198 73V74H197ZM199 73H201V74H199ZM211 73V74H210ZM171 74V75H170ZM179 74V75H178ZM187 74V75H186ZM228 74V73H227ZM168 75L171 77H168ZM184 75H186V76H184ZM192 75H194V76H192ZM199 75V76H198ZM224 75H226V74H224ZM180 76H182V77H180ZM207 76V77H206ZM214 76H215V78L216 79H214ZM159 77V78H158ZM168 77V78H167ZM188 79H190V80H184V79H186V78ZM195 77V78H194ZM200 77L201 78H203L202 80L200 79ZM213 77V78H212ZM142 78H143V80H144V76L142 75ZM141 78V79H142ZM165 78V79H164ZM170 78V79H169ZM181 78V79H180ZM182 78H184L183 80L185 81V83H184V81L183 82H181L182 81ZM208 78V79H207ZM211 78V79H210ZM245 78V77H244ZM149 79H146L147 80V82H150V81H148ZM156 79V80H155ZM159 79H162V80H159ZM164 79V80H163ZM170 80V81H168L167 82V80ZM173 79V80H172ZM191 79H192V81L194 82L193 84H195L196 82H197V86L198 87H196V86H194L193 84H191L190 82H192L191 81ZM204 79H206L207 81H205ZM61 80H63L62 81V83L64 84V85H66L69 81H68V77H67V75H65V76H63V77H61ZM145 80V81H146ZM166 80V81H165ZM176 80V82H174ZM202 81L204 84H202V82H200V81ZM244 80V79H243ZM188 82V84L190 83V87H191V89H192V87H193V89L195 88V89H197L198 91L199 90H202V92L201 93H199L200 95L198 96L197 95V93H198V91H196L195 89L193 90H191L189 87H188V84H186L187 82ZM205 81V82H204ZM157 82H158V84H157ZM167 82V83H166ZM171 82H173V83H171ZM181 84H180V83ZM165 84V86L167 87H165V86H163L164 84ZM179 83V84H178ZM183 83H184V85H183ZM200 83H201V85H200ZM209 83V84H208ZM155 84V85H154ZM158 85H159V87H158ZM168 85H170V87L168 86ZM177 85H178V87L179 86H181V85H183V86H181V87H177ZM196 85V84H195ZM201 86H203V87H201ZM207 86V87H206ZM154 87H156L155 89H154ZM158 87V88H157ZM165 87V88H164ZM174 87V88H173ZM184 87H186V88H184ZM187 87H188V89H187ZM153 88V89H152ZM164 88V89H163ZM168 88H170V89H168ZM176 88H178V90L176 89ZM205 88V89H204ZM240 88V89H239ZM10 89L12 90V91H16L15 90V88H14V86L11 84L10 85ZM157 89V90H156ZM212 89H214V90H212ZM152 90H153V92H152ZM162 90V91H161ZM167 90H168V93H167ZM180 90H184V92H185V94H187V97H185L184 96V98H183V100L182 101H185V102H187L186 104L187 105H180V100H177V102L176 101H174L175 99V95L174 94H176L178 91H180ZM150 91V92H149ZM159 91H160V94L162 93V95L161 96H163V98L161 97V96H159L160 98H159V100H162L163 101V103L165 104V105H167V108H169V111L170 112H172L171 113V115H170V113L168 112V111H163L162 109V111L160 110V106H159V101H157L156 99H158V98H155V96L157 97L159 94H157V93H159ZM194 91H196L195 92V94H193L194 93ZM211 91V92H210ZM213 91L215 92L214 94H213ZM242 93H241V92ZM166 92V93H165ZM176 92V93H175ZM193 92V93H192ZM203 92H205V93H203ZM149 93V94H148ZM151 93H153L154 94V96H153V94H151ZM169 93H171V94H169ZM173 93V94H172ZM190 95H189V94ZM218 93V94H217ZM147 94V95H146ZM169 94V95H168ZM193 94V95H192ZM239 94V95H238ZM195 95V96H194ZM204 95H205V97H204ZM208 95H209V97H208ZM236 95V96H235ZM165 96V97H164ZM169 97V98H167V99H165L166 97ZM189 96V97H188ZM194 96V97H193ZM203 96V97H202ZM196 97V98H195ZM200 97H202L201 99H200ZM206 97H208V98H206ZM144 98H146V99H144ZM224 98V99H223ZM244 98H245V100H244ZM165 99V100H164ZM174 99V100H173ZM208 99V100H207ZM217 99V100H216ZM226 99L228 100V102L226 101ZM241 99V100H240ZM156 100V101H155ZM210 100H211V103H210ZM222 100H224V101H222ZM155 101V102H154ZM165 101V102H164ZM170 101V102H169ZM205 101H207L206 103H205ZM208 101H209V103L210 104H208ZM213 101H215V102H213ZM226 101V102H225ZM241 101H242V103H241ZM145 102V103H144ZM175 102V103H174ZM9 103V102H8ZM221 103V104H220ZM130 104V103H129ZM175 104V105H174ZM225 104V105H224ZM227 104V105H226ZM174 105V106H173ZM217 105V106H216ZM243 105H244V107H243ZM130 106H131V104H130ZM162 107V106H161ZM78 108V107H77ZM175 108V109H174ZM187 108V109H186ZM222 108V109H223ZM227 108V107H226ZM228 109H227V111H228ZM45 110V114L46 115H48L49 114V108H45L44 109ZM81 110V114H83L82 115V117H85L84 118V120H85V122L89 125V127H88V130L89 131H91L94 127V124H96V126H98V127H101V125H99L98 123H94V122H92V120H89V119H92V117H91V115H90V118H89V116H87L86 117V115H84V114H87V110H86V112H84V109L82 110V109H80ZM161 112H160V111ZM186 110H190L189 111V115H188V113H187V115H185V113L187 112ZM83 111V112H82ZM186 111V112H185ZM159 112H160V114H159ZM130 113H128V116H130V118L132 119V117H131V115H129ZM88 115V114H87ZM169 116H171V117H169ZM206 117V118H205ZM34 118H37L36 116H34ZM89 118V119H88ZM87 119V120H86ZM169 119V120H168ZM171 119V120H170ZM130 120V119H129ZM170 122L172 123V124H170ZM175 122V123H174ZM92 123H94V124H92ZM104 123V125H105V123H106V121L105 122H103ZM169 125H171L170 127L168 126V124ZM173 123H174V126L175 127H172V125H173ZM36 124H38V122H36ZM127 124V123H126ZM125 124V125H126ZM188 124V125H187ZM103 126V125H102ZM154 126L156 127V126H159V127H157V128H154ZM92 129H91V128ZM148 127V128H147ZM162 127H164L165 129L163 130L162 129ZM146 129V130H145ZM151 129H153V130H151ZM162 129V130H161ZM87 130V131H88ZM139 130H140V132H139ZM144 130V131H143ZM168 130H170V131H168ZM172 130V131H171ZM126 131H128V133H126ZM134 131V132H133ZM147 131H149V134H148V132ZM158 131V132H157ZM146 132V133H145ZM154 132H155V134H154ZM161 132V133H160ZM134 133V134H133ZM136 133V134H135ZM35 134H38V133H35ZM35 134H28L26 137H24V140L26 139V141H24V143L25 144H27V145H25L26 147H28L30 144L31 145H33V143L35 144L36 143V140H37V135H35ZM59 134V133H58ZM34 135V139H31L32 141H30V137H28V136H33ZM144 135H146V136H144ZM154 135V136H153ZM159 135V136H158ZM149 136V137H148ZM158 136V137H157ZM126 137V138H127ZM130 137H132V138H130ZM154 137H155V139H156V142L158 143V144H155V142H154ZM157 137V138H156ZM162 137H163V139H162ZM167 139V140H164V139ZM14 139V137L13 136H11V138H10V140H13ZM28 139V140H27ZM131 139V140H130ZM143 139V140H142ZM149 140H151V142L149 141ZM30 141V142H29ZM137 141H139V143L137 144ZM148 141V142H147ZM27 142V143H26ZM32 142V143H31ZM141 142V143H140ZM165 143V144H164ZM175 144V145H174ZM13 144H11L10 146H12ZM137 145V146H136ZM139 145H140V147L142 146V148L140 149L139 148ZM145 145V146H144ZM155 145H156V147H155ZM148 146H149V148H148ZM159 146V147H158ZM155 147V148H154ZM159 148V149H158ZM181 148V149H180ZM235 148V149H234ZM237 148V149H236ZM156 149H157V151H156ZM229 150H230V152H229ZM12 151H14V150H11V152ZM134 151V152H133ZM135 151L137 152V153H135ZM140 151V152H139ZM180 151V152H179ZM113 152H112V154H113ZM115 152H117V155L115 154ZM123 152V153H122ZM142 152H144V153H142ZM236 152H237V154H236ZM12 153H15V152H12ZM127 153V154H126ZM131 153V154H130ZM154 153H156V154H154ZM234 153V154H233ZM128 154H130L131 155V160H130V162L128 161V159H127V155ZM136 154V155H135ZM145 154V155H144ZM178 154V155H177ZM22 155V154H21ZM134 155V156H133ZM138 155V156H137ZM144 157H143V156ZM147 155V156H146ZM149 155V156H148ZM160 155V156H159ZM232 155H233V157H232ZM6 156V155H5ZM116 156H117V159H116ZM133 156V157H132ZM14 157H19V156H14ZM137 157H139L138 159H137ZM154 157V158H153ZM176 158V159H175ZM9 159H11V157H9ZM19 159V158H18ZM119 159V160H118ZM121 159V160H120ZM125 159V160H124ZM127 159V160H126ZM232 159V160H231ZM154 160H155V162H154ZM197 162H196V161ZM227 160V161H226ZM116 161V162H115ZM152 161V163H150ZM181 161H183V162H181ZM232 161V162H231ZM120 162L122 163V165L120 164ZM125 162V163H124ZM127 162H128V164H127ZM173 162V163H172ZM185 162V163H184ZM204 162V163H203ZM210 162V163H209ZM225 162H227V163H225ZM0 163H1V160H0ZM113 163L114 164H116V165H114L113 166ZM157 163V164H156ZM196 163V164H195ZM203 163V164H202ZM127 164V166H125ZM135 164V165H134ZM137 164V165H136ZM153 164V165H152ZM154 164H156V165H154ZM228 164V165H227ZM131 165V166H130ZM134 165V166H133ZM213 165V166H212ZM225 165V166H224ZM231 165V166H230ZM85 166H90V165H88V162H87V165L85 164ZM124 166V167H123ZM129 166V167H128ZM133 166V167H132ZM182 166H184V167H182ZM212 166V167H211ZM59 169H58V168ZM120 167H122V168H124V171H122V173H121V170H120ZM134 168V169H132V168ZM157 167V168H156ZM172 167V168H171ZM202 167V169H200ZM224 167V168H223ZM56 168L58 169L57 171L60 173V172H62V173H64V169L61 171V169L62 168H60L59 167V165H56ZM121 168V169H122ZM131 168V169H130ZM142 168H144L143 169V171H142ZM154 168H156L155 170H154ZM160 168V169H159ZM184 168L186 169V170H184ZM189 168V169H188ZM193 168L195 169V170H193ZM199 168V169H198ZM211 168H212V170H211ZM217 168H221L222 169V172L221 171H216V169ZM125 169H128V170H125ZM172 171H171V170ZM174 169V170H173ZM234 169V170H233ZM133 170V171H132ZM145 170V171H144ZM147 170V171H146ZM153 170H154V172H153ZM157 170H159V171H157ZM161 170V171H160ZM165 170V171H164ZM180 170H182V171H180ZM189 170V171H188ZM211 170V171H210ZM66 172H68V173H66L65 172V174H67L68 176H69V169H66L65 170ZM145 172V176H144V173H139V172ZM187 171V172H186ZM204 171V172H203ZM209 171V172H208ZM100 172V171H99ZM123 172H125V173H123ZM163 172V173H162ZM176 172V176L177 175H179L178 177H177V180H176V176L175 175H173L174 173ZM187 174H186V173ZM193 172V173H192ZM10 173H11V171H9L7 174H6V176L4 175V177L2 176V177H0L2 180H8L9 181V179L8 178H10ZM62 173H60V174H62ZM154 173V174H153ZM190 173V174H189ZM196 173H198V174H196ZM200 173V174H199ZM224 173H226L225 175H223ZM118 174V175H117ZM126 174V175H125ZM155 174H157V175H155ZM160 174V175H159ZM163 174H164V176H163ZM170 174V175H169ZM194 174H196V175H194ZM205 174H207V175H205ZM211 174H213V175H211ZM216 174V175H215ZM232 176H231V175ZM96 175H99V177L97 176L96 177ZM102 176V178H101V176ZM125 175V176H124ZM129 175V176H128ZM181 175V176H180ZM192 175V176H191ZM210 175V176H209ZM215 175V176H214ZM235 175V176H236ZM104 176H105V178H106V176H107V180L109 181H106V179L104 178ZM109 176H111V177H113L112 179L111 178H109ZM121 176L123 177V178H121ZM209 176V177H208ZM227 176V177H226ZM120 177V179H118ZM127 177V178H126ZM129 177V178H128ZM130 177L131 178H136V177H138V179L137 180H135V178L132 180V179H130ZM180 177H181V179H180ZM184 178V180L185 181H183V178ZM185 177H188V178H186L185 179ZM194 177H195V179H194ZM206 177V178H205ZM218 177V178H217ZM222 177V178H221ZM224 177V178H223ZM234 177V178H233ZM98 178V179H97ZM115 178H117L118 179V183H120V185H123V182L121 183V181H123L125 178H126V180H124V181H126L124 184H125V186H124V189L126 188V189H128V190H123L124 192H125V194H123L122 196H118V195H114V194H116V192L114 191V189L116 188V186H113V185H115V183L117 184V182H114V181H116V179ZM140 178V179H139ZM95 180V183H94V180ZM101 179V180H100ZM103 179H105V181L103 180ZM147 179V180H146ZM191 179H192V181H191ZM225 179V180H224ZM72 180V179H71ZM98 180V181H97ZM114 180V181H113ZM131 181V183H130V181ZM146 180V181H145ZM157 180V181H156ZM167 182H166V181ZM180 180V181H179ZM187 180V181H186ZM203 180V181H202ZM219 180V181H218ZM222 180H223V182H222ZM228 180V181H227ZM99 181H103V183L104 184H107L106 185V188L103 186V183L102 182H100V184L102 185V186H100L99 187ZM112 181V182H111ZM129 181V182H128ZM134 181H135V183L137 184V187L135 186L136 184L134 183ZM225 181V182H224ZM97 182V183H96ZM107 182V183H106ZM138 182V183H137ZM147 182V183H146ZM169 182V183H168ZM193 182H195V183H193ZM205 182V183H204ZM222 182V183H221ZM227 182V183H226ZM234 182V183H233ZM94 183V184H93ZM134 185H133V184ZM148 183H149V186H148ZM155 183H156V186H155ZM163 184V185H160V186H158V184ZM165 183L166 184H168V187L165 185ZM177 183H179V184H177ZM210 183V184H209ZM219 183H220V185H219ZM77 184V185H76ZM97 184V185H96ZM109 184V185H108ZM129 184H131V186L129 185ZM143 184V185H142ZM195 186H194V185ZM202 184V185H201ZM225 184V185H224ZM232 184L234 185V186H232ZM74 185H76V186H74ZM134 187H136V189L135 188H133V186ZM139 185H142V186H139ZM169 185H171V186H169ZM189 187H188V186ZM204 185H206V186H204ZM208 185V186H207ZM70 186V187H69ZM110 188H109V187ZM128 186V187H127ZM145 186V187H144ZM146 186H148V187H146ZM155 186V187H154ZM157 186L158 187H160V189H158L157 188ZM193 186H194V188H193ZM200 186V187H199ZM213 186V187H212ZM226 186H227V188H226ZM229 186V187H228ZM111 187H114V189L113 188H111ZM140 187V188H139ZM142 187V188H141ZM165 187V188H164ZM180 187V188H179ZM184 187V188H183ZM195 187H199V190L198 189H196ZM202 187V188H201ZM69 188V189H68ZM99 188H101V190L99 191L98 189ZM143 188H146V189H143ZM154 189V191H153V189ZM157 188V189H156ZM172 188H176V189H172ZM201 188V189H200ZM204 188V189H203ZM96 189V190H95ZM106 190L105 192L107 193H105L104 194V190ZM139 191H138V190ZM142 189H143V191H142ZM166 189V190H165ZM180 189V190H179ZM181 189H183L182 190V192H181ZM188 189H190V190H188ZM193 189H195V190H198V192L197 191H195V190H193ZM224 189V190H223ZM226 189H227V191H226ZM116 190V189H115ZM146 190V191H145ZM158 190H159V193H157L158 192ZM177 190H178V192H177ZM96 191H98V192H96ZM109 191L111 192V193H113V194H111V193H109ZM112 191H114V192H112ZM136 191H138V192H136ZM150 191V192H149ZM190 191H191V194L192 195H190ZM211 191V193H209ZM216 191V192H215ZM225 191V192H224ZM93 192L95 193V194H93ZM101 192H103V194H100ZM142 192H145V196L143 195V193ZM152 192V193H151ZM187 192V194H185ZM198 193V194H196V193ZM63 193V194H62ZM72 193V194H71ZM98 193V194H97ZM136 193V194H135ZM182 193V194H181ZM201 193V194H200ZM205 195H204V194ZM207 193H208V195H207ZM212 193H215V194H212ZM93 194V195H92ZM111 194V195H110ZM152 196H151V195ZM227 194V195H226ZM63 195V196H62ZM92 196V197H90V198H88L87 196ZM100 196V197H98V196ZM108 195V196H107ZM113 195V196H112ZM134 195H138V197H140V199H136V197L134 196ZM140 195H142V196H140ZM154 195V196H153ZM161 195V196H160ZM195 195V197L193 198V196ZM197 195V196H196ZM66 196V197H65ZM96 196V197H95ZM103 196V197H102ZM106 196V197H105ZM115 196H116V198H115ZM133 196V197H132ZM147 196H148V198H147ZM157 196V197H156ZM176 196L178 197V198H176ZM182 196V197H181ZM210 196V197H209ZM60 197H64L63 198V200H62V198H60ZM97 198V200H99V199H101V200H99L98 202L99 203H102L103 202V204H105V206H106V208L104 207V205L103 204H99V203H97V200H94L95 198ZM109 197V198H108ZM110 197H112V202H111V200H110ZM119 197L121 198V199H119ZM137 197V198H138ZM151 197V198H150ZM161 197V198H160ZM164 197V198H163ZM219 197H221V198H219ZM125 198V199H124ZM128 198V199H127ZM131 198V199H130ZM142 198V199H141ZM154 198V199H153ZM158 198H159V200H158ZM182 198V199H181ZM60 199H61V203H58V202H60ZM93 199V200H92ZM104 199H108L107 200V202H106V200H104ZM124 199V200H123ZM129 201H127V200ZM175 201H174V200ZM193 199V200H192ZM205 199V200H204ZM213 199V200H212ZM223 199V200H222ZM224 199H226V200H224ZM59 200V201H58ZM71 200H73V201H71ZM123 200V201H122ZM125 200H126V203H125ZM172 202H171V201ZM179 200L180 201H182V203L181 202H179ZM188 202H187V201ZM191 202H190V201ZM208 200V201H207ZM76 201V202H75ZM88 201V202H87ZM90 201V202H89ZM108 201H109V204H108V206H107V204L106 203H108ZM133 201H134V203H133ZM205 201V202H204ZM217 202V203H215V202ZM224 201V202H223ZM96 202V203H95ZM118 202V203H117ZM121 202V203H120ZM128 202V203H127ZM130 202H132L131 204H130ZM137 202V203H136ZM146 202H147V204H146ZM167 202L169 203V202H171V203H169L168 205H167ZM75 203V204H74ZM77 203H79V205L76 207V204ZM92 203H93V206H92ZM111 203H112V205H111ZM114 203V204H113ZM136 203V204H135ZM141 203H142V205H141ZM177 203V204H176ZM184 203V204H183ZM190 203V204H189ZM67 204V205H66ZM88 204V205H87ZM133 204V205H132ZM138 204V205H137ZM151 204V205H150ZM157 204L159 205V206H157ZM173 204V205H172ZM177 206H176V205ZM213 204V205H212ZM222 204V205H221ZM91 205V206H90ZM97 205V206H96ZM123 205V206H122ZM124 205H125V207H124ZM128 205H130V208L128 207ZM135 205V206H134ZM151 206L152 207V209H151V207H147V206ZM172 206V207H168V206ZM183 205V206H182ZM189 205V206H188ZM192 205V206H191ZM206 205H207V207H206ZM209 205V206H208ZM86 206H88L87 208H88V210L86 209ZM100 206V207H99ZM117 206V207H116ZM63 207V208H62ZM75 207L76 208H78V209H75ZM82 207V208H81ZM109 207H111V208H109ZM136 207V208H135ZM142 207V208H141ZM147 207V208H146ZM160 207V208H159ZM178 207H180L179 209H176V208H178ZM90 208V209H89ZM91 208H92V210H91ZM94 208V209H93ZM105 208V209H104ZM148 209V210H146V209ZM150 208V209H149ZM106 210V211H104V210ZM119 209V210H118ZM127 209H129V210H127ZM169 209H170V211H169ZM226 209V210H227ZM75 210H77V212L75 211ZM80 210V211H79ZM82 210V211H81ZM99 210V211H98ZM102 210L104 211V212H102ZM121 210H123V211H121ZM131 210V211H130ZM134 210V211H133ZM156 210V211H155ZM163 210L165 211L163 214L161 213V212H163ZM174 210H176V212L174 213ZM94 211H96V212H94ZM130 211V212H129ZM141 211V212H140ZM144 211H148V212H145V213H148V214H145L144 213ZM149 211L151 212V213H149ZM155 211V212H154ZM169 211V212H168ZM180 211V212H179ZM99 212L100 213H102V219H101V222H100V219H97L98 217H99ZM111 212H113V213H111ZM119 212V213H118ZM126 212H127V214H126ZM171 212H173V214H174V216H173V214L171 213ZM82 213V214H81ZM91 213V214H90ZM98 213V214H97ZM105 213V214H104ZM123 213V214H122ZM131 213V214H130ZM136 213V214H135ZM143 213V214H142ZM166 213V214H165ZM87 214V215H86ZM96 214V215H95ZM179 214V215H178ZM213 214V215H212ZM75 215H76V217H75ZM89 215V216H88ZM98 215V216H97ZM105 215H106V218H105ZM108 215H110V216H108ZM116 215V216H115ZM166 215V216H165ZM196 215V216H195ZM81 216V217H80ZM96 216V217H95ZM121 216V217H120ZM126 216V217H125ZM128 216H130V217H128ZM142 216H144L143 218H141ZM170 216V217H169ZM171 216H173L172 218H171ZM180 217V219H179V217ZM195 216V217H194ZM86 217V218H85ZM104 217V218H103ZM117 217H118V220H119V217H120V220L118 221L117 220ZM122 217H124V218H122ZM134 217V218H133ZM136 217V218H135ZM95 218H96V220H95ZM126 218H127V220H126ZM129 218V219H128ZM131 218H132V220H131ZM156 218H158V219H156ZM174 218V219H173ZM195 218V219H194ZM81 219V220H80ZM116 219V220H115ZM123 221H122V220ZM145 219V220H144ZM149 219V220H148ZM153 219V220H152ZM165 219V220H164ZM177 219H179V220H177ZM75 220V221H74ZM99 220V221H98ZM106 220V221H105ZM108 220V221H107ZM142 220H144V221H142ZM170 220H172V221H170ZM176 220H177V222H176ZM197 220V221H196ZM86 221H87V223H86ZM117 221H118V223H117ZM125 221V222H124ZM139 221V222H138ZM72 222V223H73ZM91 222V223H90ZM98 222H99V228H98ZM116 223V224H118V225H116V224H114V223ZM124 222V223H123ZM128 222V223H127ZM141 222V223H140ZM147 222H149V224L147 223ZM151 222V223H150ZM171 224H170V223ZM108 223V225H111V226H108V225H106V224ZM122 223V224H121ZM132 223V224H131ZM147 223V224H146ZM154 224V226H153V224ZM159 223L161 224L160 226H159ZM90 224V225H89ZM103 224H105L104 226H103ZM114 224V225H113ZM123 224H125V225H123ZM133 224H135V225H133ZM116 225V226H115ZM133 225V226H132ZM182 225V226H181ZM106 226L108 227L107 228V230H106ZM118 226V227H117ZM121 226H123V227H121ZM128 226V227H127ZM163 226V227H162ZM110 227V228H109ZM120 227H121V229H120ZM126 227V228H125ZM146 227V228H145ZM149 227H150V229H149ZM180 229H179V228ZM113 228H115V230L113 229ZM125 230V229H127V230H123V229ZM134 228V229H133ZM178 228V229H177ZM95 229V230H94ZM112 230V231H108V230ZM119 229V230H118ZM128 229H130V230H128ZM132 229V230H131ZM139 229V230H138ZM146 229V230H145ZM94 230V231H93ZM104 230V231H103ZM135 230L136 231H138V232H135ZM144 230V232H142ZM179 230H180V232H179ZM122 231V232H121ZM124 231V232H123ZM127 231V232H126ZM129 231V232H128ZM148 231V232H147ZM172 231V232H171ZM105 232V233H104ZM113 234V236H112V234ZM135 234H134V233ZM162 232V233H161ZM167 232H169V233H167ZM171 232V233H170ZM125 233V234H124ZM127 233V234H126ZM139 233H140V235H139ZM142 233V234H141ZM150 233L152 234V235H150ZM160 233V234H159ZM182 233V234H181ZM137 234V235H136ZM146 234V235H145ZM189 234V235H188ZM106 235V236H105ZM128 235H131V236H128ZM173 235V236H172ZM190 236V237H188V236ZM132 236H133V238L134 239H131L132 238ZM138 236V237H137ZM141 236V237H140ZM159 236V237H158ZM168 236V237H167ZM172 236V237H171ZM102 239H101V238ZM116 237V238H115ZM119 237V238H118ZM130 237V238H129ZM150 237H152V238H150ZM170 237V238H169ZM187 237V238H186ZM113 238V239H112ZM124 240H123V239ZM125 238H127V239H125ZM156 238H158L157 240H156ZM184 238H185V240H184ZM131 239V240H130ZM152 239V240H151ZM162 239H164L163 241L164 242H161L162 241ZM70 240V239H69ZM102 240H104V241H102ZM109 240V241H108ZM111 240H114V241H112L111 242ZM156 242H155V241ZM187 240V241H186ZM24 241V244L22 243ZM97 241V242H98ZM106 241V242H105ZM119 241V242H118ZM126 241V242H125ZM133 241V242H132ZM151 241V242H150ZM73 242V241H72ZM102 242L103 243H105V244H102ZM110 244H109V243ZM138 242V243H137ZM142 242H144L143 244H141ZM146 242V243H145ZM148 242H150L148 245H147V243ZM158 242H160V243H158ZM187 242V244H185ZM19 243L22 245L23 244V246H25V249L24 250H20V251H18V248H22V247H20L19 246ZM65 243V244H64ZM78 243V244H77ZM114 243V244H113ZM128 243V244H127ZM168 243V245H166ZM189 243V244H188ZM46 244H48V245H46ZM67 244H69L68 246L70 247V248H72V251H69V250H71L70 248H68V246H67ZM73 244V245H72ZM77 244V245H76ZM96 244V245H95ZM98 244V245H97ZM111 244H112V246H111ZM133 244H134V246H133ZM140 245V247H139V245ZM145 244L147 245V246H145ZM154 244V245H153ZM182 244V245H181ZM193 244V245H192ZM67 246V249H68V251L70 252V254H69V256H71V260H69V263L68 262H66V261H64V260H66V259H61V261H60V258H62L61 256H62V254L64 255V253H66V252H68V251H66V249H64L66 252H64V250L63 251H61V249H63L62 248V246H64V248H66V246ZM80 245H82L81 247H80ZM83 245L85 246V248L83 247ZM91 245V246H90ZM100 245V247H98ZM104 245V246H103ZM117 247H116V246ZM160 245H163V247L162 246H160ZM169 245H170V247H169ZM180 245V246H179ZM188 245V246H187ZM195 245V246H194ZM47 246H48V248H47ZM75 246H77V248H75ZM87 246H89V247H87ZM93 246V247H92ZM97 246V247H96ZM120 246V247H119ZM126 246V247H125ZM130 246V247H129ZM156 246V247H155ZM158 246H160V248H158ZM7 249H6V248ZM11 247V249H8V248H10ZM45 247V248H44ZM55 247V248H54ZM92 247V248H91ZM95 247V248H94ZM103 247H105V249H103ZM148 249H147V248ZM164 247H165V249H164ZM167 247H168V249H167ZM24 248V247H23ZM53 248V249H52ZM61 248V249H60ZM73 248H75V249H73ZM80 248V249H79ZM84 248V249H83ZM117 248V249H116ZM157 248V249H156ZM190 248V249H189ZM194 248L196 249V251H198L197 253H196V251L194 250ZM52 249V250H51ZM76 249H78L79 251L81 250H83L82 252H80L79 253V251H77ZM87 251H86V250ZM91 249V250H90ZM95 250L93 253H92V251L93 250ZM100 251H99V250ZM124 249H126V250H124ZM146 249H147V251H146ZM173 250V252H172V250ZM175 249V250H174ZM6 250V251H5ZM61 252H60V251ZM76 250L77 252L75 253L74 251ZM89 250V251H88ZM101 250L103 251V252H101ZM149 250H151L150 252H153V256H151L152 254H150L149 253ZM167 250V251H166ZM16 251V252H15ZM50 251L52 252V254L50 253ZM58 251H59V253H58ZM96 251H98V252H96ZM106 251H108V253L106 252ZM111 252V254H110V252ZM161 251H162V253H161ZM17 252H19V253H17ZM64 252V253H63ZM72 252H74V253H72ZM113 252H115L116 253V255H117V257H114V256H116ZM155 252H157V253H155ZM172 252V253H171ZM176 252V253H175ZM181 252V253H180ZM192 254H191V253ZM16 253V254H15ZM50 253V254H49ZM56 253V254H55ZM77 253H79V255L77 254ZM92 253V254H91ZM102 253V254H101ZM135 253L137 254V255H135ZM10 254V255H9ZM23 254V255H22ZM49 254V255H48ZM55 254V255H54ZM59 254L61 255V256H59ZM67 255H68V253H66ZM66 254H65V256H66ZM74 254V255H73ZM88 254H89V256H88ZM97 254H101L100 256L98 255V256H96ZM103 254H105V257L103 258ZM109 255V257H108V255ZM160 254V255H159ZM162 254V255H161ZM167 254V255H166ZM194 254H196V256L194 255ZM57 255V257H55ZM139 255H141V256H139ZM156 255V256H155ZM165 255H166V257H165ZM193 255V256H192ZM48 256V257H47ZM49 256H50V258H49ZM53 256H54V259H53ZM69 256H67V258H69L70 259V257ZM73 256H74V258L75 257H80V258H73ZM93 256V257H92ZM95 256V257H94ZM138 257V259L137 258H135V257ZM149 256V259L147 258ZM180 256H181V259H180ZM15 257H16V259H15ZM64 257V256H63ZM151 257H154V258H152V260L153 261H151ZM162 257V258H161ZM195 257V258H194ZM21 258H23V259H21ZM45 260L46 259V261H44L43 259ZM57 258V259H56ZM66 258V257H65ZM81 258H82V260H81ZM85 258V259H84ZM89 258V259H88ZM102 258V259H101ZM112 258V259H111ZM114 258H115V260H114ZM133 258V259H132ZM146 258V259H145ZM197 258V259H196ZM59 259V260H58ZM91 259V260H90ZM98 259V260H97ZM108 259V262L106 261ZM139 259H141L139 262H137V260H139ZM147 259H148V262H147ZM172 259V260H171ZM39 260H40V262H39ZM50 260V261H49ZM75 260V261H74ZM90 260V261H89ZM111 260V261H110ZM119 262H118V261ZM130 260V261H129ZM132 260H134V261H132ZM6 261H7V263H6ZM49 261V262H48ZM55 261V262H54ZM60 261V262H59ZM67 261H68V259H67ZM73 261V262H72ZM82 261V262H81ZM105 262V263H103V262ZM114 261V262H113ZM150 261V262H149ZM2 262V263H1ZM20 262V263H19ZM38 262V263H37ZM66 262V263H65ZM78 262V263H77ZM98 262H100V263H98ZM102 262V263H101ZM168 262V263H167ZM184 262V261H183ZM145 263V264H146ZM182 263V262H181Z\"/></svg>",
    "mask_w": 264,
    "mask_h": 264
}]
</instances>
